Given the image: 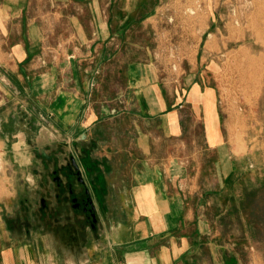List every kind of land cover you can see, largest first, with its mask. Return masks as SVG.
Listing matches in <instances>:
<instances>
[{
    "label": "crops",
    "instance_id": "crops-1",
    "mask_svg": "<svg viewBox=\"0 0 264 264\" xmlns=\"http://www.w3.org/2000/svg\"><path fill=\"white\" fill-rule=\"evenodd\" d=\"M34 2L0 0V264L241 261L246 234L213 214L182 96L153 61L106 58L151 54L165 16L142 9L150 0H51V12ZM63 18L76 32L47 44L46 23ZM15 119L23 126L8 130ZM213 136L205 151L219 163L228 153ZM45 214L62 238L42 232Z\"/></svg>",
    "mask_w": 264,
    "mask_h": 264
},
{
    "label": "rangeland",
    "instance_id": "rangeland-1",
    "mask_svg": "<svg viewBox=\"0 0 264 264\" xmlns=\"http://www.w3.org/2000/svg\"><path fill=\"white\" fill-rule=\"evenodd\" d=\"M35 1L32 4L37 8L41 0ZM43 1L51 12V0ZM142 9L165 16L160 29L148 36L152 53H124L115 58L106 54V58L118 64L134 58L153 61L159 77L170 80L173 90H178L187 110L184 133L190 138L189 149L196 148L203 159L204 190L213 214L219 211V221L226 229L232 224L230 231L235 229L237 235L247 237L236 247L242 251L241 261L227 259L226 263L264 264V0H150L148 8ZM67 14L65 11L63 16ZM46 24L47 44L67 45L73 24L66 18ZM255 29L260 35L256 36ZM60 67L66 70L67 62ZM106 71V81L113 82L108 65ZM103 91L110 92V85H103ZM187 97L194 106L186 102ZM28 123L27 139L35 142V121ZM9 124L7 129L12 131L23 126L18 119ZM210 133L218 139L215 144L225 147L226 160L221 157L218 163L216 151H205ZM70 162L67 160L62 173L74 172ZM50 216L45 214L42 232L48 238L50 234L62 238L66 231L58 233L52 228L46 220ZM63 252L61 249V258Z\"/></svg>",
    "mask_w": 264,
    "mask_h": 264
},
{
    "label": "bare ground",
    "instance_id": "bare-ground-1",
    "mask_svg": "<svg viewBox=\"0 0 264 264\" xmlns=\"http://www.w3.org/2000/svg\"><path fill=\"white\" fill-rule=\"evenodd\" d=\"M195 14V13H194ZM221 18V17H220ZM254 32H255V34H256V36H258V35H260V31H258V30H254Z\"/></svg>",
    "mask_w": 264,
    "mask_h": 264
}]
</instances>
